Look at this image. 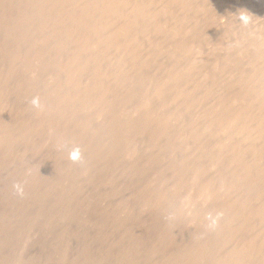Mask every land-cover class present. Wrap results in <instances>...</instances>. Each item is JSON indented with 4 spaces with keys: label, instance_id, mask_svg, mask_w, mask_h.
Segmentation results:
<instances>
[{
    "label": "rangeland",
    "instance_id": "374dc122",
    "mask_svg": "<svg viewBox=\"0 0 264 264\" xmlns=\"http://www.w3.org/2000/svg\"><path fill=\"white\" fill-rule=\"evenodd\" d=\"M57 1L56 0H27V1L26 0H0V89H1L0 90V149H1L0 150V172H1L0 173V192H1L0 193V264H124V263L125 264L127 263L128 264H157V263H160V264H178L179 263L181 264L182 261H185L182 264H239L238 261L241 260L240 262H242L245 258H241V256L240 258H238V256L236 255L238 253L237 250H239L237 249V245L242 244L243 242H244L243 243L244 246H245V243H247L245 246L246 248L245 250L246 251L249 250V251L244 252L246 254L248 253V255L246 254L243 255V253H240L242 254V257L247 256L249 258L252 255L253 259L249 258V260H247L248 262L250 261L249 264H253V263L262 264L261 262L264 261V249L260 248L259 245L258 247H256L255 245H251V247L248 246L247 248V245H249V241L251 244H253V239L255 238L257 230L259 229L258 226L262 223L260 219L258 218L255 219V217L252 216V211H250L252 210L251 206L254 207V208L252 207L253 209L255 210L257 209L258 205L256 203H258L259 197L257 198L256 197L257 194H256L254 196V200L252 199L253 205L251 204V202H248L249 206L247 205L245 209H243L242 208L243 206L241 207L240 205H242L241 198L243 200L242 196L244 195V191H245L246 182L244 178H241L240 181L238 182L237 181L235 182L236 179H234V182H233L234 177L230 176V179H232L231 183H229L230 185L227 183L226 185L227 187L226 186L224 188L219 187L218 182L216 181L218 180L220 173L227 174L229 173V171H231L230 165L227 163L226 160H221L218 164L214 162L216 160V157L215 159L212 157H213V153L214 154L216 153V149H212L213 142L208 138V136L206 135L201 136V132L199 130H198L199 131L198 138H196L195 141L192 140L191 142L189 141L188 143L186 142L187 140H183L186 137H188L189 131H191L190 123L194 119V117L193 118L191 117L190 119V117H188L189 114H187L188 116L186 115V117L184 115L176 116L178 117V121L176 122V125L178 126H176L174 130L171 129L172 132L170 133L171 136L169 135L170 137H167L166 139L162 138L158 143L156 141L155 143H152L154 142L152 141L153 137L149 135H148L149 137L146 135H140V136H143L141 138L140 136L138 137L136 135H132L131 139L129 138L131 134L127 135L128 137H125L124 138L125 140L123 139L120 143L121 145L120 150L116 151L117 153H115L116 155L119 154L120 156L112 155L113 157L112 156L111 157L112 158L116 157V159L114 158L115 160L111 162L110 166L108 164L105 165V163H101L100 161L102 160V158L105 159V155L108 156L109 154H101L99 155V158L100 156L102 157V155L103 157L101 159L97 158L100 161L99 164L101 167L98 166L99 164H96L98 162L96 160L91 161V162L86 161L87 165L85 164V162H81L80 164L73 163L74 165H76V167L74 166L75 168L73 167L71 161L70 162L62 161V163H60L61 160L59 159V157L61 158L63 155H65L66 151L64 152L63 149L66 150L67 149L66 146L68 145L67 142H65L66 146L62 150L60 149L61 151L59 152L58 149L61 143H63L64 141L63 142L58 141L56 143L54 142L51 145L52 149H48L49 145L46 143V139L49 134V132H47L48 131L47 122L50 119V117L52 118V115H56L55 113L56 110H53L52 107L50 106H49L50 108L47 106V108L49 109H46V107L44 106L43 109L45 111H42L43 109L39 110L41 112H39L38 110L34 111L35 109H33L29 103L30 98L32 99L33 96H38V93L39 95L43 94V96H41L42 98L44 97L46 98V95L43 92H40V90L39 92H37L36 95L35 93L33 94L31 93L27 95L26 94L19 95L16 92L15 86L14 84H12L13 82L9 79V75H10L9 73L11 71V67H13L11 66L13 63H10L12 62V60L10 59L11 56L9 55H12L11 52L14 49L15 50H19V49L20 50H25V49L32 50L33 48L31 47L35 48L37 46V45H34L36 44L34 43L36 42V40L37 41H39L40 39L42 40V37L44 38L45 35H48V36H45L46 38L50 36H54L58 32L56 31V34H55L54 32L55 30L51 28H47V29L37 28L39 31L37 30V32H34L36 31L35 29L36 26L32 25L31 27L27 28L29 29L28 32L30 31L29 34L26 32L27 29L24 32L25 34L31 35L32 37L30 36L25 37V34L22 35L23 34L22 32H20V34L17 33L19 37L21 36L23 38L24 36L23 39H25L24 41L26 43L24 41L21 42L22 38H18L19 39L18 41L20 42H18L17 44L15 43L12 44L10 39L13 34L12 32L14 31L11 30L13 28V26L11 25L12 24L11 21H13L12 19H20L21 17L22 18L42 17L43 19H46V18L50 19L51 17H53L52 20L54 19L62 20L65 17L67 18V15L69 16L75 15L76 17L80 16V18H82L85 15V14L83 15V13L86 11V9L88 10V12L91 13V16L93 15L94 17H97L99 15V17H101L100 16L102 15L101 11L103 10V12H105L104 11L105 8H102V10L100 8L108 5L107 3H110V1L112 2L114 0H109V2H107V0H95V1L94 0H77V1L72 0L69 6H65L66 8L63 6L64 4L60 6V3H62L60 1L62 0H57ZM124 1L128 6L118 7L120 9L119 11H121V14L120 13L116 14L115 15L116 17H121V16L124 17L126 13H128V15L126 14V16H130V13H133L132 6L134 5L135 7L137 4L136 7H138V3L139 4L142 3L141 4L142 7L139 6V8H137L139 9V12L141 13L143 11L145 13L144 17L142 18H147V17L156 18L158 16L162 17L163 14H162V9L160 8V6L168 3L170 0H124ZM93 3L95 5L99 3V5H96L99 7H94ZM102 3L103 4L106 3V5H103ZM152 3L153 4L155 3L154 5H156V3L157 5H160V4L161 5L159 7L157 6L148 7L149 4L153 5ZM210 4H212V6H214L215 8L213 7L214 8L213 9L210 6ZM58 5L60 6V8ZM86 5L88 6L89 9L86 7ZM90 6L92 7L90 8ZM198 8H200V11L202 14V15L200 14V16H197L199 19L195 17L194 15H192L194 17L192 18L194 22L191 19L193 22L192 24V22L190 21V18H185L184 19L185 21L183 22L184 24L180 26L182 31L179 28V32L182 33L179 35L180 38L179 37L177 38L178 41L169 42L171 44L172 43L175 44L178 42V44L182 46L188 45L189 50H162V51L157 50L159 52H157L156 50H141L142 52H146L145 56L149 59V61L153 65H155L156 67L157 65L158 67H160L161 65H162L161 67H163L167 65L168 63L170 65L172 64L170 62L177 60L176 57L180 58L179 60H181L183 64L186 63L185 65L193 64V66L205 67L207 68L208 72L209 70L211 71V70H214L216 67L218 68L222 66V64L226 60L232 61V64L235 63L233 65H236L238 67H241V66L243 67L246 65L251 66V65H255L256 63L264 65V0H228V1L227 0H207L205 2L200 3V5H198ZM241 10H246L251 16V22L247 26L243 25L238 19L239 12ZM94 11L97 13H94ZM122 11H125V13L123 12L124 14H122ZM74 12H77V14L76 13L74 14ZM117 15H121V16H117ZM216 17H217V20L215 19ZM59 18H62V19H59ZM188 19L189 21H186ZM34 26L35 28H32ZM31 28H32V32H34L33 35L30 30ZM69 30H68L69 32L72 31V29L70 28ZM75 31L80 32L81 30H75ZM9 32H11V34H9ZM41 32L43 33L42 36H38V35H41ZM49 32H50V35H49ZM51 32L54 34L51 35ZM35 33H37L36 38H35ZM80 33H84V32L81 31ZM136 33H139V32H136ZM60 35H64V33L59 32L56 36H60ZM154 36L156 35L154 34L149 35V37L152 40L155 38ZM27 40L32 41L31 47H29L31 45L30 41H27ZM43 40H45V38ZM64 40H66V42L68 41L67 43L63 41L64 44L67 45L69 43L68 44L69 46L68 45L64 46L63 42L61 45H63L66 49H69L70 48L69 40L67 39H64ZM6 46L8 47V49ZM14 46L16 47L13 48ZM177 53L179 56L177 55ZM23 55H26V54L24 53ZM26 56L27 57L30 56L31 59L33 57L31 56V54L26 55ZM171 59L173 60L171 61ZM26 60H27V64L29 65L30 63H28V61L30 60H28V58ZM44 76L45 75H43V78H44L43 84L46 85V86L44 85L45 87L47 86L48 88L53 87V84L57 86L58 83L60 85L59 80L53 78L54 79L53 81L52 77L49 76L50 82H48L49 77L45 79L46 76L45 77ZM44 86H42L41 88L42 90L43 88H45ZM43 91H45V89ZM16 95L17 97L18 96H21V97L17 98ZM194 97L191 101L195 100L196 98H197L196 100H198V97H195V98ZM189 98L191 99V96H189ZM19 99L22 100L21 103L19 102L20 101ZM185 100H186V97H185ZM44 101H45V105H47L46 103L48 101L47 98ZM181 101L182 103L184 102L183 100ZM26 102L29 104V108ZM177 103L181 104L180 101H177ZM171 107L173 108V106ZM209 107H210V104H209ZM31 108L33 111H31ZM17 111L21 113H18ZM93 111L95 113L94 112L92 113L93 115L95 114L94 116L96 117L97 110L96 111L93 110ZM92 113H88V123H87L86 128L90 127L92 129L94 127L92 125L94 121L92 119L93 117L91 116ZM19 114H22V115L18 116ZM171 115H168V117H171ZM196 115H199V114H196ZM15 116L16 118L18 117V119H16ZM12 118L14 120H12ZM19 119L21 120L19 121ZM11 120H12V123H14L13 125H11L12 127L9 126ZM15 121H17V123L18 124L20 123V124L18 125ZM23 121H26V122H23ZM99 121L100 122L98 123L100 124L98 125L97 123V126H98L97 129L101 127H102L101 129H103V130L99 129V131L105 132L106 130V132H108V130L109 131L112 130L111 127H113V123L111 122V120L109 121L108 118L105 119V117L103 116L102 119ZM195 121L196 119L193 122ZM27 122L28 123L30 122V123L26 127L27 124L25 125L24 123H27ZM110 122L112 124H110ZM30 124H33V126L32 125L30 126ZM23 125L24 127H22ZM187 125L189 126V129ZM13 127H16L17 129ZM181 127L185 129L184 131L186 130L188 131L186 132V134L184 132V135H183L184 137L181 138L180 139L181 141H180L176 139L177 138L176 135H178V132L183 133ZM178 128H181V130ZM20 129L26 130V132H24L23 130L22 132ZM19 131H21V133ZM8 136L10 137V139L12 137H14L15 139L18 138L16 141H13L11 139L15 146L12 144V141H11L12 145H10V147L9 145H4V144H7L6 139ZM27 136L29 137L31 136V139L34 140V143H33V140L31 142L30 138L28 137L29 138L28 139ZM146 138H149V139H146ZM173 139L176 141H174ZM124 142H126V144ZM146 142L148 143V146ZM45 143L47 145L46 148H44ZM211 143H212V147L211 145H209ZM30 144H34V145L36 144L38 146L35 145L33 147V145H30ZM122 144H124L123 147H122ZM128 144L130 146H128ZM58 145H59L57 149L58 151H56L55 149L57 148ZM7 146L9 148H7ZM126 146H128V148ZM5 147L7 148V150H5ZM22 147H25V148H22ZM29 147L31 148L28 150ZM34 148H36V152ZM22 150L23 152L24 151L25 152L23 153ZM38 150L39 151L41 150V151L39 152ZM54 150L55 152L52 153V151ZM127 150L128 151L130 150V151L127 152ZM7 151L9 152L7 153ZM11 151L13 152V154H10ZM32 151H34L35 153ZM43 151L45 152V154L43 153ZM123 153L124 154L126 153L125 157L124 155H122ZM41 154L43 156H41ZM46 154L48 155L46 156ZM7 155L9 157H7ZM48 156H50V158L53 160L52 162ZM107 156L106 158L110 157V156L108 157ZM44 159L46 160L44 161ZM58 159H59V162H57ZM109 160H111V158H109ZM209 160L211 162L213 161L214 164L212 165L211 162H208ZM53 162L58 163V165L61 164L60 167L64 163L63 165L64 169H62L63 167L60 168L55 163L53 164ZM89 162L92 166L88 164ZM94 162L96 165H94ZM113 164L116 166H113ZM102 165L104 166L105 169L104 168L102 169L103 167ZM199 165L201 167H204L205 169L204 168H203L204 170L202 168L200 169ZM54 166L58 167V169H56V167ZM87 166L88 168L89 167L90 168L88 169ZM105 166L106 167L108 166V168L109 167L110 168L106 169ZM209 166H211L212 168H210ZM91 167H95V168H91ZM35 168H38L40 171ZM84 168H85V171H84ZM210 169H213V171ZM53 170H56V171H53ZM62 170L64 171L62 172ZM70 170H72V173H70L71 172ZM80 170L82 172H85L86 174L82 173ZM214 170H216L217 172L216 174L219 173V175H217L218 178L215 176L217 178V179L215 178V181H214V175L216 174L214 175L209 174L211 173V171L214 172ZM73 171H74V174H73ZM205 171H207V173ZM29 172L33 174L31 175ZM38 172L44 174V176L43 175L40 176ZM196 172L198 173L199 176L197 175ZM204 172L206 173V175L205 176L201 175ZM138 173L139 175H137ZM69 174H72V175L70 176ZM210 175L213 177V179ZM227 175H232V174L230 172ZM29 176L31 179L29 178ZM38 176H39V179H38ZM208 176L211 178L208 179ZM41 177L44 179H42ZM58 177H61L62 180L61 178H58ZM200 177H202V179L204 180H200L201 179ZM205 177L207 178L205 179ZM33 178H34V181L32 180ZM45 178H47V181ZM12 179H15L16 181L13 180L14 181L13 182ZM17 179L19 183L24 184L23 187L26 186L27 190L29 187V190H30V191L29 190L27 191L24 187V196L22 197L18 196L13 188V185L18 182ZM27 179H30L31 181ZM203 181L205 182L214 181V183L216 184L210 182L212 185H209L208 182L205 183ZM6 182L8 183L6 184ZM40 182L44 183L45 185L41 184ZM68 185H70V187ZM200 185H202V187ZM215 185L216 187L214 188ZM206 186L212 189L207 190ZM32 187L34 188L32 189ZM39 189H40V193H39ZM207 191L209 195L211 196L210 199L206 198V194H208ZM29 192L32 196L29 194ZM34 196L35 197L37 196V197L35 198ZM30 197H32L33 199H30ZM255 198L257 201L255 200ZM58 199L59 200L61 199L62 201H59ZM239 201H240V204H239ZM57 202H59V204L57 205V208H56L54 206H56ZM62 204H65V205H62ZM58 207H61V208H58ZM239 207H241L243 211L241 210V208L239 209ZM19 208L21 209V211ZM57 210L61 212L59 213L61 215L56 214ZM239 210H241V214L238 213L240 212ZM210 211L213 212V214H215V212L217 211H222L224 213V216L222 219L223 220L227 219V220L223 221L221 219L220 221L221 225L219 224V226H221L222 228L218 227V228H221V230L218 228L215 230L207 229L206 227L207 222L204 219V217H205V214ZM246 211L248 212L250 211L249 212L250 214L247 213ZM49 212L51 213V215L49 214ZM225 222L227 225L224 224ZM43 223H44V226L42 225ZM256 223L258 224L256 225ZM250 225H253V228H251L252 226L250 227ZM254 226H256V228ZM240 227H241L242 232L246 231L247 234L246 233L243 234L240 230ZM247 227L250 230L251 229H254V230L247 231L248 230ZM223 228L226 230V232H224L225 230ZM235 228L239 229L240 231H238L237 229L234 230ZM198 231L200 232L198 233ZM238 232L240 233L237 234V236H235L236 233ZM199 234H200V237H197V240L196 238H193V235H199ZM169 235L173 241L169 239L168 237ZM239 235L244 240H242L241 237L240 239ZM251 235H254V236H251ZM186 239H188L189 241L188 240L186 241ZM206 239L207 240L209 239L210 241L208 242L206 241ZM200 240L203 241V244ZM216 241L219 243V245L222 244V246L221 245L219 246ZM214 242L216 243V245L214 244ZM210 243L212 246H208ZM189 244H190V247H189ZM199 245L202 246V248ZM203 245L206 246L204 249H203ZM217 245L221 248L222 247L224 248H222V250L220 251L221 248L217 247ZM240 246L241 245H239L238 247L244 248L243 246L242 247ZM209 247L212 248V250ZM254 247H256L259 250V251L257 250L258 255L255 254L257 252H256V248ZM206 248L208 250L210 249V251L209 252L206 251ZM215 249L218 252H214L216 251ZM223 249L225 250L223 251ZM172 250L174 253L172 252ZM177 250L178 252H176ZM190 250L192 251L190 252ZM193 250L195 252H193ZM201 250L202 252H200ZM198 251L200 252L199 253L200 256H197L199 255L197 253ZM205 251L206 253L208 252L209 254L208 253L205 254L204 253ZM226 251L228 252L227 255L225 253ZM250 252H254V253H250ZM233 253L235 254V256ZM178 254H180L181 256ZM189 254L191 255V257H189ZM201 254L202 255L205 254L206 257L204 255L202 256ZM222 254H224V256H222ZM229 254L234 257L230 256L228 257L229 259H227V256H229ZM253 254L255 256H253ZM259 254L263 256H260ZM177 256L179 257L176 258ZM259 256L260 258H258ZM182 257L183 259L180 262ZM261 258L263 261L260 260ZM233 259L235 260L236 263L232 261ZM246 259L244 261L248 264ZM253 260L254 261L256 260L255 261L256 263L253 262ZM259 260H260V263H258Z\"/></svg>",
    "mask_w": 264,
    "mask_h": 264
},
{
    "label": "bare ground",
    "instance_id": "6f19581e",
    "mask_svg": "<svg viewBox=\"0 0 264 264\" xmlns=\"http://www.w3.org/2000/svg\"><path fill=\"white\" fill-rule=\"evenodd\" d=\"M71 1L72 0H65V1L62 0V1H60V2H62V3H60V6H62V4H64L63 5L64 7L69 6ZM205 1H207V0H170L168 3H166L162 6H160L161 5L160 3H159L160 5H157L158 2L156 3V5H154L155 3L154 4L152 3L153 5L149 4L148 7H151V6L152 7L153 6L159 7L160 6V8L162 9L163 16L159 17L157 15L158 17H156V18L155 17L154 18H151V17L142 18V17H144L145 13L143 11L140 13L139 9H137V8H139V6L142 7L141 6L142 3L141 4L138 3V7H136L137 4L135 7H134V5L132 6L133 13H130V16H126V14L128 15V13H126L124 17L121 15H117V16H121V17H116L115 16L116 14H119V13L121 14V11H119L120 9L118 7H123V6L126 7L128 5L125 3L124 0H114V1H112L113 3L111 1H110V3H107L108 5H106V3L105 4L102 3L103 5H106V6L101 7L100 9L102 10V8H105L107 11L104 9L105 12H103V10H102L101 11L102 15H100L101 17H99V15L97 17H94L93 15L91 16V13L88 12V10L86 9V11L83 13V15L85 14L86 16L84 15L82 18H80V16L76 17L75 15H70V16L67 15V18L65 17L66 19L65 18L62 19L63 17L59 18L62 20H58V19L52 20L53 17H51V16H50L51 17L50 19L49 18L47 19L46 17H45L46 19H43L42 17H39V18H28V17L22 18L21 17L20 18L21 20L20 19H12L13 21L10 20L12 23L11 25L13 26V28L11 30H13L14 32H12L13 34H12L11 39L9 38L11 40L12 44H14V43L17 44L18 42H20V41H18L19 40L18 38H22L21 36L19 37L17 33L20 34V32H22L23 34L22 33L21 34L24 35L25 30L28 27H31L32 25L36 26V28H35V26L32 27V28L36 29V31H34V32H37L38 29L51 28V29L55 30L54 31L55 34L57 31L58 33L59 32L64 33V35L56 36L58 34L57 33L56 35L50 36L47 38L45 36H48V35H45L44 36L45 40H43L44 39L43 37H42V40L39 37V39H40L39 41L36 40V42H34V40H33V42L36 43V44H34V43L33 44L38 46V47L36 46L35 48L31 47L32 46V43H31L32 41H30L31 39L27 40V41H30L31 45L29 47L33 48L32 50L31 49L30 50H26V49L25 50H20V49L15 50L14 49L11 52L12 55H9V56H11L10 59L12 60V62H10V61L9 62L13 63L11 65L13 67H11V71L9 73L10 74L9 79L13 82L12 84H14L16 92L19 95H23V94L27 95V94H31V93L32 94L35 93V95H36L37 92H39V90H40V92H43L46 95V98L48 100L46 102L47 105H45L44 100H46V98L45 97H44L45 99L42 98L41 96H43V94L39 95V93H38V96L41 98V100L44 99L43 101H41L42 104L44 103V106L46 107V109H49L50 107H52L53 110H56V112H55L56 115H52V118L50 117V119L47 122L48 131L47 130L46 131L49 132V134L47 133L48 137L47 136H45V137H47L46 143L49 145L48 149H52L51 145L54 142L55 143L58 141L59 142L60 141L67 142V144H68L66 146L67 149L66 150L63 149L64 152L66 151L65 155H63L61 158L59 157V159L61 160L60 163H62V161L63 162L64 161L70 162V160L67 158V152L75 144H78L81 147L82 152H83V158L84 159L82 162H85V164H86V161L91 162V161L96 160V161H98L96 164H99V162L101 161V163H105V165L108 164L110 166L111 162H113V160L116 159V157H114L115 159L112 158L113 157L112 155L115 156L116 155L115 153H117L116 151L120 150V148H121L120 143L125 137H128L127 135L131 134L129 137L130 139H131L132 135H136L138 137L140 135H146V136L149 135V136L153 137V140L152 139L151 140L154 142H152V143H155V141L158 143L162 138L166 139L167 137H170L171 136L170 133L172 132L171 129L174 130L175 127L178 126V125H176V122L178 121V117H176V116L184 115L186 117V115L189 114V116L188 115L187 116L190 117V119H191V117L192 118L194 117L193 121L196 119L195 122L190 120V121H192L190 123V129H191V131H189L190 136L188 135V137H186L188 139L185 138L183 140H187L186 142H188V143H189V141L191 142L192 140L195 141V139L198 138V135H199L198 132L199 131L201 132V136L202 135L208 136V138L213 142V148L212 149H216V153L215 154L213 153V157H212L214 159L216 157V160L214 162L216 164H218L221 160H226L227 163L230 165V169H231V171H229V173L231 172L232 175H227L229 173H227V174L226 173L225 174L220 173V176L218 178L217 175H219V173L216 174L217 173L216 170H214L215 173L212 172L213 169H210L212 171L209 174H211V175L216 174V175H214V181H215V178L217 177L218 180L216 182H218V185L221 188H224L227 185V183L228 184L231 183L232 179H230V176L234 177V178L232 177L233 182H234V179H236L235 182L240 181L241 178L245 179V182H246L245 183V191H244V195L242 196L243 200L241 198L242 205H240L241 207L243 206L242 207L243 209H245V207L248 205V202H251V204L253 205L252 199L254 200V196L257 194L256 197L257 198L259 197L258 203H256L258 205V207L255 210V209H253L254 207L250 205L251 209H252L250 211H252V216L255 217V219H257V218L260 219L262 223L258 226L259 229L257 228L258 230H257V233L255 235V238L253 237L254 238L253 244H251L249 241V245H247V248H248V246L251 247V245H255L256 247H258V245H259L260 248L264 249V65L257 64L255 62L256 63L255 65H251V66L246 65L243 67L242 66L238 67L236 65H233L235 63L232 64V61L226 60V61H224L222 66H220L218 68L216 67L214 70H211V71L209 70V72H210L209 73L207 71V68H205V67L193 66V64L192 65H189V64L185 65L186 63L183 64L181 62V60H179L180 58L176 57L177 58L176 61L174 60L173 62H170L172 64L169 65V63H168L167 65H165L163 67H161L162 65L160 67H158V65H157V67H156L145 56L146 52L141 51V50H156V51L157 50H159V51L160 50L161 51L162 50H189L188 45L182 46V45L178 44V42L175 44L174 43L171 44L169 42L170 41L171 42L178 41L177 38L179 37L180 34H182L179 32V28L182 24H184L183 22L185 21L184 20L185 18H190V21L192 22V20H193L192 18H194L192 15H194L195 17L200 16L201 11H200V8H198V5H200V3L205 2ZM98 2H100V1H98ZM107 2H109V0H107ZM31 3H33V2H31ZM76 3H78V2H76ZM96 5H99V3H97ZM96 5L94 4V7H99ZM60 6H59V8H60ZM210 6L212 8L214 7V6H212V4H210ZM86 7L88 8L87 5H86ZM91 7L92 6H90V8ZM157 7H155V8H157ZM31 9H32V7H31ZM123 9H121V10H123ZM201 9H202V7H201ZM158 10H160V9H158ZM125 11H122V14H124ZM202 12H203V10H202ZM50 13H52V12H50ZM75 13L77 14V12H74V14ZM94 13H97V12L94 11ZM35 14H34V16H35ZM59 16H60V14H59ZM219 18H220V16H219ZM215 19L217 20V17ZM186 21H189V19ZM193 22H194V20H193ZM193 22H192V24H193ZM12 26H10V27H12ZM32 28L30 29L31 32H32ZM69 28L72 29L71 32H69L70 31ZM35 29H33V30H35ZM215 29H216V27H215ZM28 30L29 29H27L26 32L29 34L30 31L28 32ZM75 30H81L84 33H80L81 31L80 32L77 31V32H79V33H77ZM180 30H181V28H180ZM132 31H134V32H132ZM215 31H217V30H215ZM15 32H16V34H15ZM34 32H32V35ZM52 32H51V35L54 34ZM136 32H139V33H136ZM135 33H136V35H135ZM150 33L156 35V36H154L156 39L154 38L152 40L149 37V35H151ZM9 34H11V32H9ZM28 34H25V37L26 36L32 37L31 35H28ZM36 34L37 33H35V38H36ZM42 34L43 33L41 32V35H38V36H42ZM44 34H46V33H44ZM49 35H50V32H49ZM23 38H24V36H23ZM23 38H22L21 42H23L25 40ZM64 39L69 40V42H70V48L69 49H66L64 47V46H67L69 44L68 43L67 45H65L64 42H66V40H64ZM62 42H63L64 46L61 45ZM243 42H245V41H243ZM16 46H14L13 48H15ZM7 49H8V47H7ZM46 49H48V50H46ZM159 51H157V52H159ZM24 53L26 55L31 54V56H33L32 59L30 58V56L27 57L26 55H23ZM22 55H23V57H22ZM177 55H178V53H177ZM6 56H7V54H6ZM27 58H28V60H30V61H28V63H30L29 65L27 64V60H26ZM173 59H171V61ZM233 60H234V58H233ZM43 75L46 76V77L44 76L45 79H47L49 76H51L52 79L55 78V79L59 80L60 85H59V83H58V85L56 83L57 86H55L53 84V87H50V88H48V86L45 87L46 85L43 84V79H44ZM48 79H49L48 82H50V77ZM53 81H54V79H53ZM11 86H13V85H11ZM42 86L45 87V88H43V90L45 89V91H43L41 89ZM189 96H191V99L189 98ZM194 96L198 97V100H196L197 99L196 98L195 99L196 101L195 100L191 101ZM9 97H11V96H9ZM16 97H17V95H16ZM18 97H21V96H18ZM22 97H24V96H22ZM29 97H30V95H29ZM185 97H186V100H185ZM22 100H20L19 102L21 103ZM30 100H31V98H30ZM181 100H183V101L185 100V101L182 103ZM188 100H190V101H188ZM177 101H180L182 105L178 104ZM26 104H28V103L26 102ZM209 104H210V107H209ZM24 105H22V106H24ZM47 106L48 107L50 106V107L47 108ZM171 106H173V108ZM20 107H21V105H20ZM28 108H29V104H28ZM171 108H172V110H171ZM93 110H95V111L97 110L96 117L94 116L95 114L93 115V113H92V112H94ZM14 111H15V109H14ZM31 111H33L32 108H31ZM34 111H37V110L35 109ZM42 111H45V110L43 109ZM39 112H41V111H39ZM13 113H15V112H13ZM18 113H21V112H18ZM88 113H92L91 116L93 117L92 119L94 120L92 123V125L94 127L92 129L90 127L86 128L87 123H88ZM171 113H172V115H171ZM34 114H35V112H34ZM196 114H199V115H196ZM20 115H22V114H19L18 116H20ZM168 115H171V117H168ZM53 116H55V117H53ZM103 116L105 117V119L108 118L109 121L111 120V122L113 123V127H111L112 128L111 131H109L108 129H107L108 132H106V130H105V132L99 131V129H101L102 127L97 129L98 128L97 123L100 122L99 120H101ZM15 118H16V116H15ZM16 119H18V117ZM187 119H189V118H187ZM12 120H14V119L12 118ZM12 120L10 121V125H9L10 127H12L11 125L14 124V123H12ZM20 120L21 119H19V121ZM15 122L17 123V121H15ZM23 122H26V121H23ZM111 122H110V124H112ZM29 123L27 122L24 124L25 125L27 124L26 125V127H27ZM99 124L100 123H98V125ZM31 125L33 126V124H30V126ZM92 125H91V127H92ZM22 127H24V125ZM13 128H16V127H13ZM181 128H178V129L181 130ZM28 129H29V127H28ZM188 129H189V126H188ZM101 130H103V129H101ZM184 130L185 129L182 128L183 133L178 132V135H176L177 138L174 135L173 136L176 139L180 140L181 138L184 137L183 136L184 132L186 134V132L188 131V130H186V131H184ZM21 131H19V132L21 133ZM23 131L26 132V130H23ZM31 131H33V130H31ZM13 134H14V132H13ZM28 134H29V132H28ZM16 135H17V133H16ZM14 136H15V134H14ZM28 137L29 136H27V138ZM141 137H143V136H140V138ZM29 138L32 142L33 139H31V136ZM63 138H65V139H63ZM140 138H138V139H140ZM5 139H4V141H5ZM11 139L13 141H16L18 138L15 139L14 137H12ZM11 139L8 136L6 139L7 144H4V145H9V147H10V145L13 144V141ZM130 139H129V141H130ZM146 139H149V138H146ZM23 140H21V141H23ZM11 141H12V144H11ZM174 141H176V140H174ZM33 143H34V140H33ZM46 143H45V146L43 145L44 148H46V146H47ZM124 143L126 144V142H124ZM16 145H17V143H16ZM30 145H33V147H34L36 144L35 145L30 144ZM54 145H56V144H54ZM59 145L57 146V148L55 147L56 148L55 150L56 151L59 150V152H60L62 149L61 150H60V148L58 149ZM209 145H211V147H212V143ZM36 146H38V145H36ZM123 146H124V144H122V147ZM128 146H130V145L128 144ZM128 146H126V147L128 148ZM147 146H148V143H147ZM9 147L7 146V148H9ZM7 148L5 147V150H7ZM22 148H25V147H22ZM30 148L31 147H29L28 150ZM36 148H34L35 152H36ZM8 150H10V149H8ZM55 150L52 151V153L55 152ZM25 151H26V149H25ZM122 151H123V149H122ZM129 151L127 150V152H129ZM8 152L9 151H7V153ZM11 152H10V154H13V152L12 153ZM22 152H23V150H22ZM32 152H34V151H32ZM49 152H51V151H49ZM43 153L45 154L44 151H43ZM101 154H109L108 156H110V157L105 155V159H104V158H102L103 157V155H102V157L100 156V158H99V155H101ZM120 154H121V152H120ZM125 154L123 153L122 155H124V157H125ZM8 155H7V157L10 156V155L9 156ZM47 155L48 154H46V156ZM50 155H51V153H50ZM118 155H116V156H118ZM214 155H216V156H214ZM3 156H1V157H3ZM41 156H43V155L41 154ZM106 156L108 158H106ZM48 157L50 158V156H48ZM97 158H99V159L102 158V160L99 161V159H97ZM109 158H111V160H109ZM11 159H13V158H11ZM59 159L57 162H59ZM45 160L46 159H44V161ZM37 161H38V159H37ZM52 161L53 160L51 159V162ZM90 162L88 163L89 165H91ZM116 162H117V160H116ZM208 162H211V161L209 160ZM39 163H41V162H39ZM54 163L55 162H53V164ZM211 163H212V165L214 164L213 161ZM55 164L59 167L61 165V164L58 165V163H55ZM96 164L94 162V165H96ZM44 165H45V163H44ZM44 165H42V166H44ZM63 165H64V163H63ZM63 165L60 168H62ZM72 165H73V167L74 166L76 167V165H74L73 163H72ZM42 166H41V168H42ZM98 166H100V164ZM98 166H97V168H98ZM113 166H116V165L113 164ZM34 167H35V165H34ZM54 167H56V166H54ZM199 167H200V169L204 168V167H201L200 165H199ZM209 167L212 168L211 166H209ZM65 168H66V166H65ZM78 168H80V167H78ZM87 168H88V166H87ZM91 168H95V167H91ZM103 168H104V166L102 167V169ZM109 168H108V166L106 167V169H109ZM35 169H38V168H35ZM50 169H52V168H50ZM56 169H58V167H56ZM62 169H64V167ZM111 169H112V167H111ZM38 170H36V171H38ZM48 170H49V168H48ZM53 171H56V170H53ZM63 171L64 170H62V172ZM70 171H71L70 173H72V170H70ZM84 171H85V168H84ZM86 171H88V170H86ZM57 172H58V170H57ZM205 172L207 173V171H205ZM38 173L40 174V176L41 175L44 176V174H42L40 172H38ZM82 173H85V172H82ZM204 173H202L201 175L205 176L206 173L205 174ZM36 174H37V172H36ZM73 174H74V171H73ZM77 174H78V172H77ZM62 175H64V174H62ZM69 175L71 176L72 174H69ZM137 175H139V173ZM197 175H198V173H197ZM30 176H29V178H30ZM53 177H54V175H53ZM73 177H75V176H73ZM202 177H200L201 178L200 180H204V179H202ZM211 177L208 176V179ZM34 178L32 179L33 181H34ZM47 178H48V176H47ZM47 178H45L46 181H47ZM58 178H61V177H58ZM62 178H63V176H62ZM62 178H61V180H62ZM206 178L207 177H205V179ZM30 179H27V180H30ZM38 179H39V176H38ZM42 179H44V178H42ZM212 179H213V177H212ZM13 180H15V179H12V181ZM27 180H26V182H27ZM17 181H18V179H17ZM214 181H212V182L206 181V182H208L209 185H212L211 183H214ZM203 182H205V181H203ZM7 183L8 182H6V184ZM208 183H207V185H208ZM41 184H44V183H41ZM214 184H216V183H214ZM204 185H206V184H204ZM32 186H34V185H32ZM68 186L70 187V185H68ZM200 186L202 187V185H200ZM24 187L27 190L26 186H24ZM215 187H216V185L214 186V188ZM33 188L34 187H32V189ZM208 189H212V188L207 187V190ZM28 190H29V187H28ZM8 192H9V190H8ZM72 192H73V190H72ZM39 193H40V189H39ZM207 193H208V191H207ZM258 193H259V195H258ZM27 194H28V192H27ZM29 194H30V192H29ZM39 195H41V194H39ZM210 197L211 196L209 195V193L206 194L207 199H210ZM19 198H21V197H19ZM30 199H33V198L30 197ZM255 200H256V198H255ZM59 201H62V200L60 199ZM256 201H254V202H256ZM58 204H59V202H57L56 206H54V207L57 208ZM239 204H240V201H239ZM256 204H255V206H256ZM62 205H65V204H62ZM33 206H35V205H33ZM241 207H239V209ZM58 208H61V207H58ZM242 208H241V210L243 211ZM241 210H239L240 212H238V213L241 214ZM20 211H21V209H20ZM58 211L59 210H57V212ZM63 211H64V209H63ZM57 212H56V214L61 213L60 211L58 213ZM246 212L249 213L248 211H246ZM49 214L51 215L50 212H49ZM59 215H61V214H59ZM54 216H55V214H54ZM48 220H50V219H48ZM224 220H227V219H224ZM67 222H69V221H67ZM258 223H260V222H258ZM258 223H256V225ZM3 224H4V222H3ZM224 224H226V222ZM42 225L44 226V223ZM140 227H141V225H140ZM219 227H221V226H219ZM241 227H240V230H241ZM250 227L253 228V225H250ZM254 227L256 228V226H254ZM221 228H218V229L221 230ZM237 228H235L234 230H236ZM237 230L240 231L239 229H237ZM245 230H247V229H245ZM249 230L250 229L248 228L247 231H249ZM251 230H254V229H251ZM255 231H256V229H255ZM199 232L200 231H198V233ZM224 232H226V230ZM241 232H242V230H241ZM86 233H87V231H86ZM239 233L240 232L236 233L235 236H237V234H239ZM242 233L244 234V233H246V231L245 232L243 231ZM200 234L199 235H193V238H196V240H197V237H200ZM240 235H239V238L241 237ZM190 236H192V235H190ZM204 236H206V235H204ZM204 236H203V238H204ZM251 236H254V235H251ZM168 237H169V239H171L170 235ZM187 240L188 239H186V241ZM202 240H200V241L203 244ZM242 240H244V239L242 238ZM206 241L209 242L210 240L206 239ZM236 241H237V239H236ZM238 241H240V240H238ZM204 242H205V240H204ZM208 242H206V243H208ZM206 243H205V245H206ZM243 243L237 245V249H239L237 251L239 254L237 253L236 255L238 256V258H240V256H241V258L246 259V258H248L247 256L242 257V254H240V253H243V255H245L246 253H244V252L249 251V250L248 251L245 250L246 249L245 246L247 243H245V246L243 245ZM214 244L216 245L215 242H214ZM194 245H195V243H194ZM218 245H219V243H218ZM218 245H217V247H219L220 245L222 246V244H220L219 246ZM239 245H241L240 247L243 246L244 248H239L238 247ZM185 246H183V247H185ZM208 246H212L211 243ZM189 247H190V244H189ZM192 247H193V245H192ZM200 247L202 248V246H200ZM205 247L206 246L203 245V249ZM256 247H254V248H256ZM219 248H221V247H219ZM222 248H224V247H222ZM222 248L220 249V251L222 250ZM210 249L212 250V248H210ZM210 249L208 250L206 248V251L209 252ZM197 250H198V248H197ZM202 250L200 252H202ZM224 250L225 249H223V251ZM257 250L258 249L256 248V252H257ZM191 251L192 250H190V252ZM195 251H196V249H195ZM195 251L193 250V252H195ZM206 251L204 252L205 254L208 253V252L206 253ZM172 252H173V250H172ZM176 252H178V250ZM200 252L198 251L197 253L199 254ZM214 252H218V251L216 250ZM262 252H263V250H262ZM211 253H213V252H211ZM225 253L227 255L228 252L226 251ZM250 253H254V252H250ZM259 253H261V252H259ZM205 254H203V255L206 257ZM255 254L258 255V252ZM178 255H180V254H178ZM193 255H195V254H193ZM246 255H248V253ZM259 255L263 256L261 254H259ZM197 256H200V254ZM222 256H224V254H222ZM230 256L231 255L229 254V256H227V259H229L228 257H230ZM234 256H235V254H234ZM234 256H231V257H234ZM253 256H255V255L253 254ZM260 256L258 258H260ZM178 257L179 256H177L176 258H178ZM189 257H191L190 254H189ZM249 258H252V255ZM249 258L246 259V261L249 260ZM182 259H183V257L181 258L180 262L182 261ZM230 259H232V258H230ZM237 259H236V261H237ZM123 260H125V259H123ZM244 260L242 262H240L241 260L238 261L239 264H245L246 262ZM260 260L263 261L262 258ZM260 260L258 263H260ZM232 261L235 262L234 259ZM255 261L253 260V262H255ZM257 261H258V259H257ZM175 262H177V261H175ZM183 262H185V261H182L181 264ZM249 262H248V264H249ZM251 263H252V261H251ZM261 263L264 264V261ZM157 264H160V263H157Z\"/></svg>",
    "mask_w": 264,
    "mask_h": 264
},
{
    "label": "clouds",
    "instance_id": "9594fccd",
    "mask_svg": "<svg viewBox=\"0 0 264 264\" xmlns=\"http://www.w3.org/2000/svg\"><path fill=\"white\" fill-rule=\"evenodd\" d=\"M238 19L240 22L247 26L251 22V16L246 10H241L239 12ZM30 105L33 109L36 110H42L44 105L41 102V98L39 96H34L30 101ZM66 146V143L63 142L60 145V149H63ZM67 158L74 164L81 163L83 161V152L81 147L78 144H75L68 152H67ZM13 188L18 196L24 195V187L23 184L17 182L13 185ZM224 213L222 211H217L215 214L213 212H207L205 214L204 219L206 220V227L209 230H215L219 227L220 221L223 218Z\"/></svg>",
    "mask_w": 264,
    "mask_h": 264
}]
</instances>
